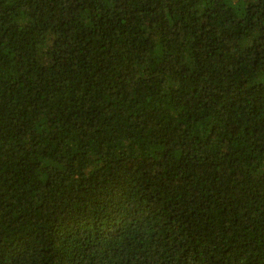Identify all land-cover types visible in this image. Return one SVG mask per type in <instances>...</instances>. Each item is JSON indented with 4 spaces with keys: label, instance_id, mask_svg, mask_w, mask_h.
I'll return each instance as SVG.
<instances>
[{
    "label": "trees",
    "instance_id": "obj_1",
    "mask_svg": "<svg viewBox=\"0 0 264 264\" xmlns=\"http://www.w3.org/2000/svg\"><path fill=\"white\" fill-rule=\"evenodd\" d=\"M0 264H264V0H0Z\"/></svg>",
    "mask_w": 264,
    "mask_h": 264
}]
</instances>
